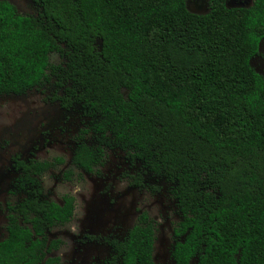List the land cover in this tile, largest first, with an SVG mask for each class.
Masks as SVG:
<instances>
[{
	"label": "trees",
	"instance_id": "trees-1",
	"mask_svg": "<svg viewBox=\"0 0 264 264\" xmlns=\"http://www.w3.org/2000/svg\"><path fill=\"white\" fill-rule=\"evenodd\" d=\"M29 1L23 14L0 0V97L50 84L88 121L73 166L92 174L120 151L139 165L136 184L163 183L181 217L174 264H264V76L252 66L264 0L246 9L214 0L203 14L188 0ZM54 165L25 169L0 264H60L49 232L73 218L75 199L45 193ZM155 239L143 213L99 264H155Z\"/></svg>",
	"mask_w": 264,
	"mask_h": 264
},
{
	"label": "rangeland",
	"instance_id": "rangeland-1",
	"mask_svg": "<svg viewBox=\"0 0 264 264\" xmlns=\"http://www.w3.org/2000/svg\"><path fill=\"white\" fill-rule=\"evenodd\" d=\"M17 1L21 13L31 12L26 0ZM249 2L250 0H231L230 5L240 7ZM188 8L192 12L204 13L207 5L205 0H188ZM50 58L53 63L60 61L57 53L51 54ZM252 66L264 75V42L261 54L253 59ZM41 116L44 117L42 121ZM81 120V114L76 110L62 111L56 104L44 106L40 93L35 91L26 96L0 97V135H3L2 130L7 131L9 125L14 129L6 134L7 141L12 144L9 153L24 151V148L28 151L32 144L42 142L41 134H49L45 136V142L48 143L50 139L56 142L47 144L44 151L36 153L39 161L55 164L42 176L46 194L56 202H60L65 195H71L75 199L76 208L71 221L55 225L50 232V237L59 236L64 241L63 246L53 250L50 256L60 257V264H92L99 255L105 258L108 248L103 243L82 239L84 232L95 237L104 236L109 231L122 232L135 222L141 211H145L158 231L155 264H174L171 259L173 229L180 215L165 185L147 178L144 188L131 186L130 176L137 168H129L120 151L108 152L104 165L95 167L96 173L76 170L70 164V141ZM62 126L64 133L59 130ZM7 158L6 154L0 155V166ZM58 158L63 160L62 163L56 162ZM68 170H71L70 180L62 176ZM2 178L0 174V180ZM2 183L4 189L9 182L5 179ZM153 185L160 189L154 191ZM4 200V193L0 194V239L4 237L7 226L2 210ZM191 264H196V260Z\"/></svg>",
	"mask_w": 264,
	"mask_h": 264
},
{
	"label": "flooded vegetation",
	"instance_id": "flooded-vegetation-1",
	"mask_svg": "<svg viewBox=\"0 0 264 264\" xmlns=\"http://www.w3.org/2000/svg\"><path fill=\"white\" fill-rule=\"evenodd\" d=\"M26 1L28 2V5H29L28 7H30V9L33 10V8H34L33 3L30 2L29 0H26ZM221 1H224V3L228 7H230V8L246 9V8H250L254 4V2L256 0H250L249 3H246L245 5L240 6V7L230 5V1L231 0H221ZM205 2H206V5H207V10L204 13H207L209 11L211 5L213 4L214 0H205ZM32 10H31V12H32ZM31 12H28V13H31ZM23 14H27V13H23ZM263 42H264V39L259 44L258 53L254 57V59L256 57L260 56V54H261V46H262V43ZM58 56H59V54H58ZM59 58H60V56H59ZM32 92H34V91H32ZM35 92L40 93L41 103L44 106L56 104V106H57V108L59 110L66 111V112H70V111H75L76 110V111L80 112L81 118H82V120L80 121V126L78 128H76L75 132L71 136V141H70V145H71V149H72V153H71V158H72L74 148L76 147L77 137L79 136V134H81V131L80 130L83 129V128H86V125L88 124V121H86L85 112L83 111V109H82V107L80 105H78V104L75 103L74 98H69L68 95L67 96H63L62 95L61 97H56L55 96L54 89H53V87L50 84H48L47 86L43 87L39 91H35ZM28 94L29 93H27L26 95H28ZM26 95H23V96H26ZM9 96H14V95H9ZM1 97H4V96H1ZM15 97H18V96H15ZM43 119H44V117L41 116L40 120L42 121ZM63 127L64 126H62L59 129L62 133H64L63 132L64 131ZM12 128L13 127L9 125L6 128L7 131L4 132L5 129L2 130L3 135H0V155L2 156L3 154H6L8 156L7 159H4L3 165L0 166V174L3 177L0 180V194H3L4 193V199L5 200H4V204L2 205V210H3L4 214H5L6 219H7V224H8V216H7V214H8V210H7L8 206L11 205V204L12 205L15 204L16 201H17L16 198H20L24 194V192L22 190H20V189H23V188H20V187H21V184H22V176L25 173V169L28 168V167H30V165L32 164V162H39V160L37 159V154H36L38 151H40V150L41 151H44L46 149V147L48 146L47 144H50L51 145V144H54V142H56V141H51V139H50L48 141V143H46L45 140H44V138L46 139L45 136H49V134L44 133V134H41L42 135V138H41L42 139V142L41 141H38L37 143H34V144H32L30 146L31 151H30V149L27 151V148H26V150L24 148V151H18V152H14V153L10 154L9 153L10 152L9 151V148H10V146L12 144H10L9 141H7L6 134H9V132H11V130H14ZM28 143H30L29 140H28ZM109 152H112V151H109ZM107 153L105 155V159H106ZM105 159H104V163H105ZM124 159H125V157H124ZM125 161H126V159H125ZM126 163L128 164V167L129 168H134V167L137 168L136 172L132 176H130L131 179H132L131 186H133L135 188H138V189L139 188L140 189L141 188H144V187H142L141 184L138 185V184H136L134 182V177L136 176V174L140 170L139 165L132 166L128 161H126ZM70 164L73 166V163L71 162V159H70ZM73 167L76 170H79L75 166H73ZM68 171H71V170H68ZM68 171H65V172H68ZM79 171H81V170H79ZM81 172H83V171H81ZM64 173L62 174V176H64ZM94 173H96V170H95ZM5 179H6V182H9V183L6 186V188L2 189V186H3L2 185L3 184L2 182ZM42 181H43V179H42ZM42 185H43V182H42ZM143 186H146L145 183H144ZM43 187H44V185H43ZM159 189H160V187H156V186L153 185V190L154 191H158ZM165 189L167 191L166 186H165ZM21 191H22L23 194L21 193ZM45 193H46V191H45ZM61 200H62V198H61ZM173 202H174L175 207H176V210L178 212L176 203H175V201H173ZM57 203H61V201L60 202H57ZM75 208H76V205H75ZM74 213H75V210H74ZM143 213H146V212L145 211H141L136 216L135 222L128 229H126V230L124 229L122 232H111V231H109V232H107L106 235L101 236V237H99V236L98 237H95V236H92L90 234H86L84 232L85 235L82 234V235H84V237L81 236L82 239L88 240V242H92V243H98V242L103 243L108 248V254H107V256H105V258H101V256L99 255L95 259V261H92L93 262L92 264H99V263H102V262H109V261H111L112 258L116 255V252L114 251L112 244L115 243V242L124 241L125 238H126V236L129 233V231L132 229L133 225H135L136 223H138V219H139L140 215H142ZM178 214L180 215L179 212H178ZM180 219H181V217H180ZM180 219H179V221H180ZM179 221L177 222L176 226L173 229V246H172V250H171V259L173 261H174V259L172 257V251L174 249V246H175L176 242L179 240L175 236V231L174 230L177 227ZM151 222H152V224L154 226V232H155V236H156L155 244H154V249H153V261L156 262L155 261V256H156L155 255V249H156V243H157V239H158V231L156 229V224L152 220H151ZM50 232H49V236H50ZM5 234H6V228H5ZM50 238H52V237H50ZM52 239H55V240H58L59 241V247H58V249L63 246L64 241H63L62 237H59L58 236V237H55V238H52ZM58 249H56V250H58ZM56 257H58V256H56ZM59 259H60V257H59Z\"/></svg>",
	"mask_w": 264,
	"mask_h": 264
},
{
	"label": "water",
	"instance_id": "water-1",
	"mask_svg": "<svg viewBox=\"0 0 264 264\" xmlns=\"http://www.w3.org/2000/svg\"><path fill=\"white\" fill-rule=\"evenodd\" d=\"M11 1V3H13L16 7H17V9L19 10V5H18V1L17 0H10ZM189 9V8H188ZM194 13H196V12H194Z\"/></svg>",
	"mask_w": 264,
	"mask_h": 264
}]
</instances>
